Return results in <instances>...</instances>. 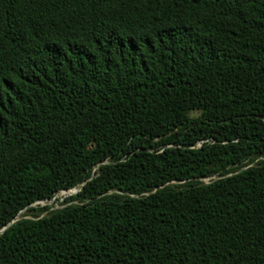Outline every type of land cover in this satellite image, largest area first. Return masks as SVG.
<instances>
[{"label":"trees","instance_id":"1","mask_svg":"<svg viewBox=\"0 0 264 264\" xmlns=\"http://www.w3.org/2000/svg\"><path fill=\"white\" fill-rule=\"evenodd\" d=\"M4 226L0 264H264V0H0Z\"/></svg>","mask_w":264,"mask_h":264},{"label":"rangeland","instance_id":"2","mask_svg":"<svg viewBox=\"0 0 264 264\" xmlns=\"http://www.w3.org/2000/svg\"><path fill=\"white\" fill-rule=\"evenodd\" d=\"M199 144V143H198ZM204 182H208L209 181V178H205L203 179ZM76 188H72V189H68V190H61L59 191L52 199H47V200H41V201H37L35 202L33 205L35 207H37L38 205H45V204H50V205H53V206H59L60 205V201L67 195L69 194H72L74 193L73 191L75 190ZM25 209L22 210L20 212V214H23L25 213ZM46 214V212H42L41 215H44Z\"/></svg>","mask_w":264,"mask_h":264},{"label":"water","instance_id":"3","mask_svg":"<svg viewBox=\"0 0 264 264\" xmlns=\"http://www.w3.org/2000/svg\"><path fill=\"white\" fill-rule=\"evenodd\" d=\"M82 185H83V183L80 185V187H78V188H76L73 192L75 193V192H77L81 187H82ZM24 210V209H23ZM22 211V210H21ZM11 222H13V221H11ZM10 222V223H11ZM7 226H4L3 228H1L0 229V233L6 228Z\"/></svg>","mask_w":264,"mask_h":264}]
</instances>
